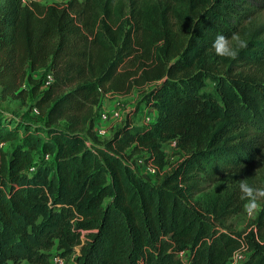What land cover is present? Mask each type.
I'll return each instance as SVG.
<instances>
[{
    "label": "trees",
    "instance_id": "16d2710c",
    "mask_svg": "<svg viewBox=\"0 0 264 264\" xmlns=\"http://www.w3.org/2000/svg\"><path fill=\"white\" fill-rule=\"evenodd\" d=\"M261 12L264 0H0V99L33 93L43 117L0 107V264H229L242 248L237 264H264V203L238 232L235 197L194 200L261 156L264 21L248 25ZM217 34L246 46L218 55ZM37 70L52 75L44 89ZM134 88L154 118L98 137L101 95ZM170 140L185 155L148 180L133 156L160 170Z\"/></svg>",
    "mask_w": 264,
    "mask_h": 264
},
{
    "label": "rangeland",
    "instance_id": "374dc122",
    "mask_svg": "<svg viewBox=\"0 0 264 264\" xmlns=\"http://www.w3.org/2000/svg\"><path fill=\"white\" fill-rule=\"evenodd\" d=\"M42 3H52L61 2L65 0H40ZM264 21V12L259 13L255 16L248 25L253 26L260 24ZM243 40L241 35H235L226 42L230 44L233 48H237L240 44L239 41ZM224 41L221 42V47H223ZM230 56V55H223ZM36 79L41 78L42 86L41 89L46 87V81L48 80L46 72L44 70H37L31 73ZM206 87L211 88L212 82L207 79L205 81ZM26 89L30 90L29 83L25 82L23 85ZM141 89L134 88L131 93L126 95H121L113 92H107L101 95L100 103L96 108V114L100 113L102 110H116L119 114L117 120L109 121L104 123L106 128L105 135L100 136L101 138L107 137L113 130L118 127L121 122L129 115V118L138 125L148 124L153 118L155 112L141 104L139 107L137 101L140 97ZM34 96L33 93H27L21 97H7L5 99H0V107L7 112L15 113L18 116L25 112H31L33 110ZM139 108V109H138ZM38 109V108H37ZM39 111V110H38ZM30 118L34 122L42 123L43 117L40 114L31 115ZM3 146H8L5 142ZM162 148L166 154V164L162 169L158 170L156 173L164 172L171 168L172 165L176 164L182 156L185 155V150L178 146L174 140L166 141L162 144ZM141 154H136L133 156V166L140 173L143 171V165L145 160L141 157ZM148 180L154 181V175H144ZM232 195L238 200V203H243L242 211L235 213L228 218H226V224L233 231L238 232H250L255 231L253 220L264 203V146L259 158L251 169L245 176L236 177L235 175H226L216 182L205 187L201 192L194 196V200L203 208L219 207L223 202L227 200L228 197ZM54 254V251H52ZM248 251L246 249H241L239 255L231 260V264H237L242 261V259L247 255ZM75 254H71L65 257V264H75L74 261ZM181 256H184L182 254ZM55 256L51 257V260ZM229 263V264H230Z\"/></svg>",
    "mask_w": 264,
    "mask_h": 264
},
{
    "label": "built area",
    "instance_id": "2783aa9c",
    "mask_svg": "<svg viewBox=\"0 0 264 264\" xmlns=\"http://www.w3.org/2000/svg\"><path fill=\"white\" fill-rule=\"evenodd\" d=\"M48 80L46 81V86L52 81V75L49 73L46 75ZM33 115H38V109L36 107L32 110ZM119 117V114L116 110H102L100 113H98L96 120L94 121V132L95 134L100 137L105 135L106 128L104 127V123L117 120ZM101 138V137H100ZM145 175H155L157 172V167L153 165L152 163H146L143 165V171ZM244 249V248H242ZM241 250V249H240ZM240 250H237L234 253L233 258H235L237 255H239ZM52 264H65V258L60 256H55L52 259Z\"/></svg>",
    "mask_w": 264,
    "mask_h": 264
},
{
    "label": "clouds",
    "instance_id": "9594fccd",
    "mask_svg": "<svg viewBox=\"0 0 264 264\" xmlns=\"http://www.w3.org/2000/svg\"><path fill=\"white\" fill-rule=\"evenodd\" d=\"M224 41L223 47H221V42ZM241 47L246 46L244 41H239ZM213 48L215 49L218 55H237V51L230 44H228L225 40L223 34H217L213 41Z\"/></svg>",
    "mask_w": 264,
    "mask_h": 264
},
{
    "label": "crops",
    "instance_id": "0c3cea01",
    "mask_svg": "<svg viewBox=\"0 0 264 264\" xmlns=\"http://www.w3.org/2000/svg\"><path fill=\"white\" fill-rule=\"evenodd\" d=\"M154 111V109H152Z\"/></svg>",
    "mask_w": 264,
    "mask_h": 264
}]
</instances>
